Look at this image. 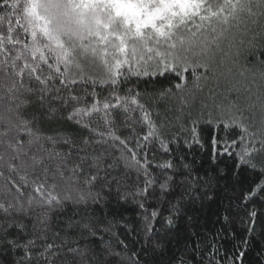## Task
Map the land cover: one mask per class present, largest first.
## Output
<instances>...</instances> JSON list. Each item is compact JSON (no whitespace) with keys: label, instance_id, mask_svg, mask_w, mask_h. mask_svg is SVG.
Instances as JSON below:
<instances>
[{"label":"snow or ice","instance_id":"6c2138e0","mask_svg":"<svg viewBox=\"0 0 264 264\" xmlns=\"http://www.w3.org/2000/svg\"><path fill=\"white\" fill-rule=\"evenodd\" d=\"M0 6L4 8L0 15V102H4L0 112V167H7L19 181L9 179L11 187L5 185L7 203L0 202V212L5 217L15 213L36 221L32 236L24 244L9 238L13 227L24 231L23 221L0 222V245L13 250L23 248V258L27 260L34 258L30 249L41 247L38 256L47 264L61 256L54 249L67 246L56 264H88L86 258L90 254L96 259L94 249L90 242L81 246L79 241L111 232V225L94 223L91 217L69 221L62 243H47L45 233L52 213L63 210L68 203L84 210L90 204H100L103 190H111L112 180L117 181L119 192L122 178L112 176L110 170L121 162L145 177L136 195L147 197L154 184L149 174L152 162L147 152L138 153L136 149H144L155 141L165 152L169 151L161 134L164 123L157 124L153 119L139 91L128 88L122 94L121 84L132 77L167 74L179 81L174 85L176 91L163 89L155 99H179L181 105H187L185 93L194 100L193 90L202 92V81L224 75H218L214 61L216 52L223 51L224 41L229 49H236L234 57L240 56L239 46L244 41L237 43V32L243 31L242 24L247 27L246 15L264 16V0H0ZM260 76L264 80V72ZM247 90L251 92V88ZM34 93L41 105L51 96L60 102L59 108L70 107L63 118L85 129L88 135L77 143L71 136H45L34 129L33 121L20 112L30 103L27 96ZM256 100L264 113V93L257 95ZM208 101H200L198 117L192 121L195 142H200L196 125L201 117L208 124L216 121L215 127L223 124L225 129L236 128L239 162L264 176V119L257 127L251 121L245 123L247 118L237 103H218L211 95ZM255 107V102L249 104L250 110ZM59 108L50 107L47 118H54ZM114 112L122 113L126 123H139L145 129L132 146L129 138L117 135ZM137 112L138 120L134 115ZM156 115L160 113L157 111ZM216 143L213 139V146ZM236 143L235 139L230 145L225 141L224 152ZM57 145L67 147L61 149ZM97 145L100 147H94ZM156 167L175 170L169 161ZM160 189L166 192L167 182ZM260 191H264V180L248 198ZM121 198L126 199V194L121 192ZM251 215L254 217L255 211ZM151 216L155 217L156 212ZM146 230L151 231V220ZM99 239L103 242V235ZM37 240L45 243L37 245ZM102 246L108 255H119L108 243ZM244 255L241 250L234 264H243Z\"/></svg>","mask_w":264,"mask_h":264},{"label":"trees","instance_id":"16d2710c","mask_svg":"<svg viewBox=\"0 0 264 264\" xmlns=\"http://www.w3.org/2000/svg\"><path fill=\"white\" fill-rule=\"evenodd\" d=\"M3 12V6H0V15ZM253 20L257 22L253 23ZM245 23L247 27L242 24L243 31L237 32V43L241 39L244 41L239 46L240 56L234 57L236 49H229L228 42L224 41L221 45L223 51L216 52L214 57L218 75H224H220L219 79L202 81L203 91L193 90L194 100L190 93H185L189 100L187 105H181L179 99H155L163 89L176 91L174 85L179 81L167 74L156 78L132 77L121 84L122 94L128 88L139 91L140 99L152 111L153 119L157 124L163 122L165 125L161 134L168 152L155 141L144 149H136L138 153L147 152L148 160L152 162L149 174L154 178V184L149 189V195H136L143 187L145 177L134 169L125 168L121 162L118 168L110 170L112 176L122 178L121 190L117 191V181L112 180L111 190H103L104 198L100 204H90L84 210L68 203L63 210L54 211L45 233L47 243L61 244L69 221L91 217L94 223L110 224L111 232L98 233L96 237L79 241L81 246L90 242L94 249L96 259H92L90 254L86 258L88 264H234L241 250L245 253L243 264H264V191L248 198L264 176L239 162L240 141L236 128L225 129L223 124L215 127L216 121L208 124L201 117L196 125L199 143L195 142L191 132L192 121L198 117L200 101H208L209 95L218 103H237L247 118L245 123L251 121L258 127L261 119H264L256 100L257 95L264 93V87H261L264 80L260 76L264 72V63H261L264 61V16L246 15ZM248 88H251V92ZM27 99L30 103L20 109L21 115L32 120L34 129L43 135L71 136L77 143L80 137L88 135L85 129L63 118L71 110L70 107L59 108L60 102L52 100L51 96L41 105L35 93L27 96ZM252 102L256 103V107L250 110L249 104ZM3 106L4 102H0V112ZM50 107L59 108L52 119L47 118ZM181 108L183 111H180ZM157 111L160 113L158 116ZM113 115L117 135L129 138L132 146L145 129L139 123H126L122 113L114 112ZM134 115L138 120L140 113ZM2 129L3 125H0ZM213 139L217 141L215 146ZM234 139L237 143L228 148L229 155L224 152L225 141L230 145ZM45 146L51 147L50 144ZM57 147L63 149L67 146ZM87 151L92 152V148ZM76 155L74 151L73 158ZM114 155L118 156L119 153L114 150ZM256 158L260 159L259 156ZM164 161L171 162L175 170L156 167ZM0 172L4 173L0 176V202L7 203L5 185L11 187L9 179L19 181L7 167H0ZM165 182L168 190L162 193L160 185ZM121 192L126 194V199L121 198ZM141 203L143 208L140 207ZM253 211L256 213L254 217L251 215ZM152 212H156L155 217L151 216ZM11 219L17 223L23 221L26 225L24 231L15 227L9 229V238L18 239L20 244H24L32 236L35 219L15 213L5 217L0 212V222ZM148 220H151L150 232L146 230ZM71 231L75 235L74 230ZM99 235H103V242ZM105 242L119 255H108L102 246ZM43 243L45 241L37 240V245ZM66 247L54 249L61 252L56 260L62 259ZM42 250L41 247L30 249L34 258L27 260L23 258V248L13 250L7 245H0V264H37V259L39 264H47L38 256ZM56 260L52 264H56Z\"/></svg>","mask_w":264,"mask_h":264}]
</instances>
